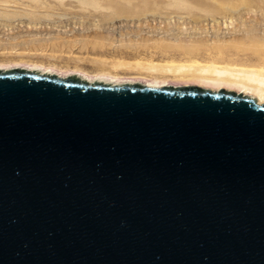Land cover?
<instances>
[{"label":"water","instance_id":"obj_1","mask_svg":"<svg viewBox=\"0 0 264 264\" xmlns=\"http://www.w3.org/2000/svg\"><path fill=\"white\" fill-rule=\"evenodd\" d=\"M0 264H264V104L0 70Z\"/></svg>","mask_w":264,"mask_h":264},{"label":"rangeland","instance_id":"obj_2","mask_svg":"<svg viewBox=\"0 0 264 264\" xmlns=\"http://www.w3.org/2000/svg\"><path fill=\"white\" fill-rule=\"evenodd\" d=\"M263 56L264 0H0L3 68L97 78L119 62L258 63ZM117 73L121 81L151 82L132 69ZM164 78L158 84L204 83Z\"/></svg>","mask_w":264,"mask_h":264},{"label":"bare ground","instance_id":"obj_3","mask_svg":"<svg viewBox=\"0 0 264 264\" xmlns=\"http://www.w3.org/2000/svg\"><path fill=\"white\" fill-rule=\"evenodd\" d=\"M188 59V58H187ZM260 61L257 63H240L229 62L221 59L206 60V62H200L197 60H183L184 62H166L165 64H157L152 61H137L135 64H129L125 62H119L115 64L109 71H103L108 77L91 78L87 73H71V74H59L48 68H3L0 70L8 71L12 69H27L30 71L38 72L40 74L58 75L59 77H71L76 76L89 83H105L111 85H124V84H136L140 83L149 87L161 88L172 85H160L158 84L161 79H165L168 76L172 78H186V79H198L204 83L200 86L205 89L213 91H219L220 89L210 88L208 84L212 83L216 88L221 87L220 84H226L228 91H235L237 93L244 94L250 98L256 100L258 104H264V56L260 57ZM119 69H132L138 72V74L150 79V83L146 82H132L121 81L116 79ZM168 75V76H167ZM188 86V85H183ZM178 87V86H175Z\"/></svg>","mask_w":264,"mask_h":264}]
</instances>
